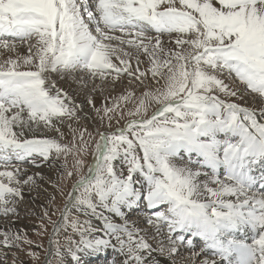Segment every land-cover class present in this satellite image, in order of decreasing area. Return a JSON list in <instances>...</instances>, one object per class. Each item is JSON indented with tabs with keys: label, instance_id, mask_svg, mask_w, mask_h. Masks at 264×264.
I'll return each instance as SVG.
<instances>
[{
	"label": "snow or ice",
	"instance_id": "snow-or-ice-1",
	"mask_svg": "<svg viewBox=\"0 0 264 264\" xmlns=\"http://www.w3.org/2000/svg\"><path fill=\"white\" fill-rule=\"evenodd\" d=\"M108 251L264 264V0H0V264Z\"/></svg>",
	"mask_w": 264,
	"mask_h": 264
},
{
	"label": "rangeland",
	"instance_id": "rangeland-1",
	"mask_svg": "<svg viewBox=\"0 0 264 264\" xmlns=\"http://www.w3.org/2000/svg\"><path fill=\"white\" fill-rule=\"evenodd\" d=\"M28 208H30V207H28L27 204L22 205V207H21V216L24 217L23 219H26L27 218L32 225L34 224V226L28 231V234H29V236H30L31 239H33L34 241H39V242L43 243L44 247L46 248L48 246L49 237H48L47 234H45L43 236H37L35 234V232L33 231V229L37 226L38 220L35 217H32L31 215H26L25 214V210L28 209ZM48 232L49 233L51 232V228L50 227L48 229ZM109 257H110V255H107L105 257V256H102L100 254H97L95 257L89 258V260L87 258L84 261H85V264H100V263L102 264V262H104V260L106 258H109Z\"/></svg>",
	"mask_w": 264,
	"mask_h": 264
},
{
	"label": "bare ground",
	"instance_id": "bare-ground-1",
	"mask_svg": "<svg viewBox=\"0 0 264 264\" xmlns=\"http://www.w3.org/2000/svg\"><path fill=\"white\" fill-rule=\"evenodd\" d=\"M30 171H36V169H30ZM25 199L27 200L28 199V197L26 196L25 197ZM41 202L40 201H38L37 202V204L39 205ZM28 207H30V205H28ZM37 211H39V207H37V209H36ZM28 217V216H27ZM19 226L21 227V228H24V229H26L27 231H29L33 226H34V224L32 225L31 223H30V221L26 218V219H22L20 222H19ZM97 255V254H96ZM96 255H85L84 257H83V259L84 260H86L87 258H88V260H89V258H93V257H95ZM100 255H102V256H107V255H110V257L109 258H106L105 260H104V262H102V264H113V259H114V257H113V253L111 252V251H108V252H105V253H102V254H100ZM102 261V260H101ZM100 261V262H101ZM101 264V263H100Z\"/></svg>",
	"mask_w": 264,
	"mask_h": 264
}]
</instances>
